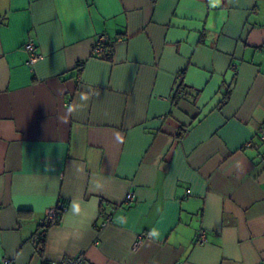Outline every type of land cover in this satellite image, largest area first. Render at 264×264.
I'll list each match as a JSON object with an SVG mask.
<instances>
[{
  "label": "crops",
  "instance_id": "1",
  "mask_svg": "<svg viewBox=\"0 0 264 264\" xmlns=\"http://www.w3.org/2000/svg\"><path fill=\"white\" fill-rule=\"evenodd\" d=\"M263 123L264 0H0V264H264Z\"/></svg>",
  "mask_w": 264,
  "mask_h": 264
},
{
  "label": "built area",
  "instance_id": "2",
  "mask_svg": "<svg viewBox=\"0 0 264 264\" xmlns=\"http://www.w3.org/2000/svg\"><path fill=\"white\" fill-rule=\"evenodd\" d=\"M107 43H108V39L105 35L98 36L93 46V54L102 53L105 50ZM24 49L28 53V59H27L28 64H35L42 58V55L37 53L36 45L32 40H29L25 43ZM256 134L260 137V139L264 140V123L260 125V127L257 129ZM127 199L132 200L133 193H129L127 195ZM67 209L68 206L65 202H61L56 207L48 209L45 219L42 222V229L39 233L40 234L39 236L41 237L45 236L47 228L58 223L63 213ZM109 221H111V216L107 215L103 224ZM206 240H207L206 231L205 229H201L198 234V242L202 244L205 243ZM3 264H12V260L9 258H5L3 259ZM57 264H93V263L85 254H79L76 256H66L62 258Z\"/></svg>",
  "mask_w": 264,
  "mask_h": 264
},
{
  "label": "trees",
  "instance_id": "3",
  "mask_svg": "<svg viewBox=\"0 0 264 264\" xmlns=\"http://www.w3.org/2000/svg\"><path fill=\"white\" fill-rule=\"evenodd\" d=\"M227 99H228V95H227V97L225 98V100L223 101V105L227 102ZM43 241H44V238L43 237H40V240H39V249H41L42 250V243H43Z\"/></svg>",
  "mask_w": 264,
  "mask_h": 264
}]
</instances>
